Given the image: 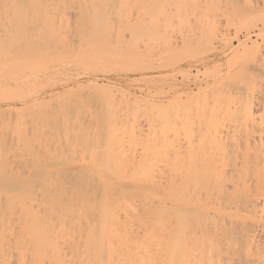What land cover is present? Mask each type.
Wrapping results in <instances>:
<instances>
[{
    "label": "bare ground",
    "instance_id": "bare-ground-1",
    "mask_svg": "<svg viewBox=\"0 0 264 264\" xmlns=\"http://www.w3.org/2000/svg\"><path fill=\"white\" fill-rule=\"evenodd\" d=\"M47 1L48 5L45 4ZM47 1L0 0V78L13 79L19 74L23 75V71L26 69L28 70L27 72L31 70L32 73L33 70H41L42 66L45 67V62L49 63L47 61H50V63H52L54 60L56 61V57L57 60H60V58L63 59L64 57L67 58V60L71 58L72 56H67L68 54L66 51L67 55L65 56V53L61 52V48L58 49L61 51H54L55 54H51L50 52L53 50L48 51L47 48L48 44L54 46L55 43L60 45L64 44L66 46L69 45L66 43L67 41L65 44L62 40V37L64 38L62 34L65 33L62 31V26L66 23L70 25V20H68L70 17H66V14L65 19H68L65 20L64 17L61 16L63 17V20H61L58 19L60 16L52 14L51 11L54 10L55 12V10L58 9L57 11L60 12V10L66 8L68 11H65L66 9L64 11L70 13L69 8L73 10L77 2L78 5L74 7L79 9H76L77 11L74 9L76 11L74 13L77 14V17L73 15L72 11L68 16L71 15L77 18L76 21L73 18V21H75L73 26L77 31L72 30V32L74 31V33L77 34L78 39H76L79 40V44H83H80V46H82L81 48L88 46L91 48L90 50L93 51L90 55V50L86 47L89 53L83 55L85 59L80 60L82 52L80 53L81 55L79 54L80 57H76V60L79 58V64L83 65V67L85 66L87 69H101L107 64V67H111L110 65L115 63L119 64V66L128 63V65L130 64L129 66L137 65L136 68L145 69L146 66L143 65V62L147 58L146 55H144L145 57L141 55L143 49L139 50L142 45L139 44V42H144L145 40L146 43L143 44L147 49L150 47L149 45L152 44L153 40L154 42L162 44L164 50L166 49L168 52L166 53L168 55H165L164 61L169 59L172 64L176 63V58L179 57L178 59H180L181 56L184 55L185 57L188 55L187 52H190V48H193L189 46L192 41L195 42L193 46L196 45L197 41L198 43L200 42L197 47L200 51L201 45L205 47L209 44V47L211 46L214 48V39L218 38L217 30H219V22L216 18H219L220 15L225 17L224 20H226V24L235 23L238 24L236 26L239 27H254L257 26L258 22L264 25V0H76V3H73L75 1L73 0L72 3L74 5H72L70 0H67L70 2L67 5L73 6L69 8L64 4L66 0L63 4H61L63 0L55 1L56 4L54 0H52L53 2L50 0ZM36 3L42 5V8H38H41V11L36 8L34 10L33 7ZM53 4L57 6L64 5L65 7L59 9V6L57 7ZM164 4H171L174 7V13L176 11L174 17L177 18L176 25L179 26L178 28H186L189 26L190 23L188 24L186 18L187 13H195L202 5L200 8L202 11L200 15L202 16L198 17L199 19L197 18L200 24V27L197 24L199 28L197 29L199 31H196V35L198 36L194 35L196 38L192 37V41L190 37L188 38L189 40L187 38L184 40L182 39L184 42L182 41L180 47L177 43L172 42L170 38L168 39V36L165 34L162 36L156 35V30L154 31V29L159 25L158 18L162 17L164 14L166 15L164 12L165 10L163 11L166 7H163ZM51 6L55 9L51 8ZM133 7L135 8V13L137 11L139 14L137 15L136 13L135 15L137 17L131 18L129 15H132L133 12L130 14H128V12H130L129 10ZM43 9H45L46 12L48 10L50 15H38L41 14ZM199 10L198 13L200 12ZM34 11H37L38 14ZM162 13L164 14L162 15ZM198 13L197 16H199ZM141 14H146L148 18L145 20ZM37 16H40V18ZM57 16L58 20L56 19ZM166 17L165 19L164 17L162 18V20L164 19L163 21L160 19L165 25L170 24V20ZM193 18L192 16V19ZM32 25L37 27L36 32H34L35 29ZM165 25L164 27H166ZM38 26L41 27L39 28ZM29 27H32L34 30ZM122 29L124 31L127 30L126 33H128V35L127 38H125L126 41L124 37L122 38V33L120 34L121 36L119 35ZM186 34L189 35L188 33ZM254 38L253 41L249 38L251 43L241 40L239 44H237L238 46L234 50L232 49V56L228 55L227 57L230 60H226L228 61V63H226L228 64L227 68L229 72L234 69H236V72L239 71L241 68L239 67L238 69V66H247L250 62L256 65L260 60L262 61L263 58L261 55L263 54H260L262 53L260 52L261 46H259V42H256ZM76 39H74V41H76ZM148 39L151 42L149 45V41L147 43ZM151 39L153 40L151 41ZM194 39L196 40L194 41ZM58 44L54 47H58ZM60 45L59 47H61ZM143 51L145 52V49ZM155 51H157V49ZM193 53L191 52L190 54L193 55ZM190 54L188 56H190ZM147 56L149 55L147 54ZM170 58L175 59L172 62L173 59L170 60ZM157 60L159 59L157 58ZM121 62L127 63L121 64ZM141 64L142 67L140 68L139 66H141ZM149 65L152 64L149 63ZM32 67L34 68L33 70L31 69ZM151 68H153V66L150 67V69ZM46 69L45 67L44 71ZM215 70L214 72H216ZM228 71L226 72V76L228 77L225 76V80L228 78L226 81L229 80L230 82V77L233 75H230ZM241 71L243 72V70ZM35 72L37 73V71ZM30 73H27L28 76L25 74L27 77L22 75L21 77H26L27 79L31 75L33 78L34 75ZM242 74L239 75L236 73L235 75H239L237 78L244 77L245 75L242 76ZM43 77L42 79L39 78L43 80ZM223 77L217 79L221 80ZM234 77L235 76H233V78ZM246 77L248 78V76ZM89 78L91 79V77ZM89 82V85H86L87 88L92 89L93 93H96V97L99 94V98L97 97V99L101 98V104L105 102L104 104L107 112L104 118L105 124H107L105 130L107 131H103V134L105 132L106 135L105 138L102 139L104 147L102 153L99 152L102 156L98 154L101 159L97 160L98 158L95 156L96 160H94V162H99L98 169H91L92 167L83 169L84 165L81 166V169L77 168V171L76 169L74 172L71 170L72 172L68 171L69 173L66 174H64L65 172L62 170L59 171L60 173H56L57 171L54 172L53 170V176L56 174L57 177V174L59 175L61 172L67 176L62 174L64 179L66 178L65 181L59 182L60 179H58L59 181L55 182L54 180L56 178L53 180V176L49 174L52 171L50 172L49 169L47 170L46 168L44 169V167H40L38 163L39 160L36 161L38 156L31 155L30 157H32L31 160L33 163L31 165L35 167L27 177L20 178L21 176H18L20 172L17 175V171L14 170L15 174H11V167L8 169L10 164L7 163L8 166H6L7 160H2V157H0V264H264V96H262L261 91L258 89L259 91L256 90L254 94V91H252V94H247L243 103L241 104L240 101V105L234 107V109L231 108L232 106L229 107L228 105H225V108L219 107V102L217 103L216 101L219 99L222 100V97L219 98L218 96L217 99H214L216 97L212 96L211 99L213 102L216 101L213 105H210L209 103L212 101L210 100L211 102L208 103L207 99L211 96L209 97L204 90L200 92L203 94L205 93L206 97L203 94L204 97L202 95L199 97V92L197 93L198 96L187 97L189 100H181L182 102L179 100V97L170 104L168 103L167 106H153L151 103L148 109L150 120L145 124L147 127L136 122L137 125H133V123L130 130L125 128V135H122L126 136V132L130 131V134L127 133L129 134V139L128 136H126L128 140L125 148L130 147L129 149L131 150V148L137 144V146H140V148H138L141 149L140 153L137 154L136 152H139V149L137 150L136 147L132 149L131 152H133V150L136 151L135 153L130 152L133 168L130 167L131 169H129L127 166L128 169H125V166L129 164L125 162L126 165L123 166L122 164L124 163H122L120 164L122 167L118 164L128 158L125 154H127L129 150L124 153L125 156L123 155L122 161L120 160L122 159V154L119 155L118 149L117 154L119 153V156L116 155L115 157V153L113 154V149L116 150V147H121L118 142L122 143V141H124L122 144L123 146L126 141L125 139L121 140V133H119V131L123 132L124 130L119 129L122 119L120 118L121 113L119 114L118 111L121 108L117 110L119 107H116L117 112H112V109L115 108L114 106H118L116 97L119 96H116V92L109 89V86L106 87V85H104L103 87L101 85L102 87H98L100 85H97V81V84L95 82L92 83L91 80ZM231 82L233 83L234 80L232 79ZM4 87H1L2 89L0 90L5 91L3 90ZM36 87L32 88L35 90ZM229 87L231 86L229 85ZM85 88L83 87V89ZM242 88H244V86ZM215 90L217 89L215 88ZM23 91L24 90H22V92ZM69 91L67 90L66 92L71 94V90ZM78 91L80 92V89ZM79 92L77 93L78 96ZM210 92L213 94L214 91L212 92V89H210L209 93ZM93 93L91 95H94ZM119 93H117V95ZM24 94L28 95L27 93ZM214 94L218 95L217 92ZM20 95L22 94L19 92L17 96ZM61 95H64V93H61ZM67 95V101H65L67 104L59 99L64 104H60L63 108H60L59 105L58 108L60 111H57V114L54 113L57 116L62 114L60 119L62 118L63 124H60H62L64 128H67L66 121L68 119L66 117H71L69 116L71 112L67 114L68 110L66 112L65 110L68 105V107H70V105L74 104L73 101H71L72 104H68L70 103V99L69 94H66V96ZM72 95L73 93L70 95L71 98L78 97L77 95L72 97ZM119 95L121 96V93ZM123 95L124 94H122L121 98L125 97L124 100L128 98ZM85 96L86 95H84V97ZM24 97L25 96H23V98ZM88 97L86 96V98ZM96 97L94 99H96ZM65 98L63 97L62 99ZM76 98L75 100L78 99ZM121 98H119V101H121ZM79 99L74 101L77 103ZM83 99L84 98L81 97V100ZM103 99L105 100L104 102H102ZM134 99L133 105L135 104V108L134 106L133 108L135 112L138 110L136 112L138 114V112H141L138 107L145 106L147 100L144 102L142 99ZM4 100H6V98ZM37 100L38 99H35V101L29 104L30 106L28 105V101H22L23 105H26V110L29 109L30 114H32V109L35 110L36 108V111L43 109L39 107L44 106V104H41L45 103L43 102L44 99ZM224 100L228 102L231 99H228L226 96ZM221 102L222 101H220V103ZM148 103L150 102L148 101ZM214 104L218 105L215 106ZM47 106L48 104L44 108L49 111L52 110V108H47ZM74 106L76 105L74 104L70 109ZM20 107L23 108L22 106ZM25 107L23 111L18 110L13 112V110L10 112L13 114L15 113L14 116H17V121H15L18 127H16L15 130L17 132L16 134H18L20 138L22 137L21 139L18 138L19 140H24V136H21V133L24 132L23 130L21 131V123H23L24 116L22 115V117L21 114H24V111L26 112ZM121 107L124 108V106ZM206 107H208V109ZM215 107L219 109L217 110ZM76 108L77 107L72 109V113H74ZM93 108H95V106ZM123 110L127 111L126 109ZM130 110L132 112L133 109L131 108ZM37 112L33 114L35 121L33 117H30V119L36 122V124L40 123L42 125L43 123H41L40 120L43 119L42 121H44V119H46L45 114H51L52 111H50V113H45L46 111L44 110V112H42L44 115L40 111ZM52 114L51 116H53ZM115 114H119L120 117H116L117 115ZM65 115L68 116L65 117ZM1 116L2 115H0V117ZM9 116L13 117L11 114H8V117ZM130 116L129 118H132ZM8 117L6 119L9 121ZM20 117L22 121L19 120ZM6 119H4V121H6ZM13 119L14 117L12 120ZM52 120L51 117V121ZM72 121H74V119H72ZM129 123L131 122L129 121ZM3 124L6 125L9 123ZM88 124L91 126L89 122ZM124 124L125 123H123V126H125ZM34 125L35 123L32 126ZM24 126L25 125H22V127ZM6 127H3L4 131H6ZM12 127L13 125L9 127V129ZM43 127L45 128V125H43ZM43 127H40V132H42L41 129H43ZM92 127L95 128L94 126ZM50 130L52 131L51 128ZM13 131L14 130H11L10 132L14 134L15 132L13 133ZM35 131H38V129ZM75 132L76 130L72 133ZM0 133L4 134L2 135L4 138L5 133H2V131ZM66 135L68 136V134ZM102 136L104 137V135ZM26 137L27 136H25V138ZM36 137H38V135ZM45 138L47 139V137H43V139ZM74 138H76V136ZM82 138L84 139L83 135ZM9 139L13 138L9 137ZM57 140H59V138ZM12 141L13 140H11V142ZM25 141L27 142V139H25ZM65 141L67 142L68 140ZM96 141H98V139ZM128 141L130 145H134L129 146L127 144ZM4 142H2V144H4ZM34 142H36L35 139ZM9 143L10 142H8V144ZM63 143L64 142H62V144ZM10 144L14 143L12 142ZM34 144H32V146H34ZM27 146H29V148L32 147L30 143ZM77 146L75 148H77ZM97 146L98 145H96V148ZM19 147H21L20 144L17 148ZM38 147L39 145L35 148L38 149ZM7 148V151L4 152L10 150V148ZM2 149H4L3 146ZM20 149L22 150V148L13 150ZM58 149H60V146ZM20 151H17L19 152V156L17 157L22 160L23 157L20 154L22 151ZM13 152L14 151L10 153L17 154L16 151ZM53 155L55 156V154ZM20 156L22 158H20ZM52 156H50V159ZM56 156L54 159L58 160L59 158ZM64 156L65 155H63V157ZM10 158L11 157H9V160ZM27 162L28 161H26V163ZM54 162L55 160L53 163L50 162L46 164L54 165ZM23 167L25 168L26 166ZM8 170L9 174L7 173ZM62 176L59 175V178H62Z\"/></svg>",
    "mask_w": 264,
    "mask_h": 264
},
{
    "label": "rangeland",
    "instance_id": "rangeland-1",
    "mask_svg": "<svg viewBox=\"0 0 264 264\" xmlns=\"http://www.w3.org/2000/svg\"><path fill=\"white\" fill-rule=\"evenodd\" d=\"M47 1V0H46ZM50 1H52V0H50ZM55 1H57V0H54V3H55ZM64 1L65 0H63V2L61 3V4H63L64 3ZM69 1V0H68ZM67 0L65 1V6H68L67 8H69V7H73V6H71V5H67L68 3H72L73 2V0H70V2H68ZM147 1V0H146ZM198 1V0H197ZM36 2H38V1H36ZM42 2V1H41ZM40 2V3H41ZM44 2V1H43ZM53 2V1H52ZM77 1L75 0L73 3H76ZM48 3V1L47 2H45V4H47ZM59 3V2H58ZM72 3V5H74ZM42 4V3H41ZM38 5V3H36L35 5H34V10H35V8L36 9H38L39 7H41L42 5ZM44 4V5H45ZM49 4H51V3H49ZM56 4V3H55ZM55 4H53V5H55ZM48 5V4H47ZM76 6L78 5V2L75 4ZM75 5H74V7H75ZM38 6V7H37ZM46 6V5H45ZM50 6V5H49ZM55 6H57V5H55ZM59 6V9L60 8H64L65 6L64 5H62V6H60V5H58ZM57 6V7H58ZM166 6V7H165ZM73 7V10L71 9V8H69V10H70V13H68V12H65V11H68L66 8V10L65 9H63V10H60V12L59 11H57L58 9H56L55 10V12H54V10L53 9H55V8H53L52 6H51V8H53L52 10L53 11H51V13L52 14H56V15H58V16H60V18H58V16L56 17V19L58 18V19H61V20H63V17H64V19H65V15H66V17H70L69 19L68 18H66L65 20H70V22L69 21H67V22H69L70 23V25H68L67 23L65 24V25H63L62 26V31H64L65 33H63L62 35L64 36V38L62 37V40L64 41V43L66 42V43H68L67 45L68 46H66V45H60V44H58V47L56 48V47H54L55 45H57L56 43L54 44V46L53 45H51V44H48V51H52V52H50L51 54L52 53H54V51H56V50H58V49H60L61 48V50H58V51H61V52H63V53H65L64 55L66 56L67 54V56L68 57H70V56H72L71 58H69L68 60H67V58H63V59H61L60 58V60H57V57L55 58L56 59V61L54 60L52 63H50V61H47V62H49V63H46L45 62V67L47 68L45 71H44V69H45V67H41V70L40 69H37V70H35V71H37V73L33 70L34 68L32 67L31 69L33 70V73H32V71H31V73H32V75H34L33 76V78L31 77V73H30V71L29 72H27L28 70L26 69V70H24L23 71V75L22 76H26L27 75V73H30L29 75V78H27L26 79V77L28 76H26V77H21V75L19 76V75H17V76H15L16 77V79H15V77L13 78V79H9V78H3V77H1L0 78V86L1 87H4V86H6V87H4L3 88V90H5V91H2V90H0V115H2L1 117H0V122L2 123L3 121H4V119H6L7 117H8V114L10 115H13V117H14V119L12 120V116H9L8 117V119H9V121L6 119V121H4L3 123H9V124H6V125H4L3 123L1 124V126H0V132L2 131V133H5V139L2 137V135H4V134H1L0 133V146H1V149H0V157H2L1 159L2 160H4L5 159V161L7 160V162H6V166H8V164H10L9 166H8V169L11 167V169H10V172H11V174H15V171H17V175H18V173H19V177L20 178H25V177H27L29 174H30V172H31V170H33V168L35 167V166H33V165H31V164H33L32 163V157H30L31 155L33 156H38L37 158V160L36 161H38L39 160V166L40 167H44V169L46 168L47 170L49 169L50 170V172L51 173H49L51 176H53L54 175V172L55 171H57L56 173H60L59 171L60 170H62V171H64L65 173L64 174H66V173H69L68 171H73L74 172V170L76 169V171H77V168H79V169H81L82 167L81 166H84L83 167V169L84 168H86V169H89L90 167H92L91 169H98L99 168V165H98V163L99 162H94V160H96V157L95 156H97V160H99V159H101L100 157H99V155L98 154H100V153H102V149H103V147H104V142H102V139H104L105 138V135H106V131L107 130H105L107 127H106V125L107 124H105V121H104V118L106 117V106H105V100L103 99L102 100V102H104V103H102V104H104V105H102L101 104V98L100 99H97V97L99 96V94L97 95V97H96V93L94 92L93 93V91H92V89H88L87 88V86L86 85H89L88 83H90L89 81L91 80L92 81V83H96V81H97V85H100V86H98V87H104V85H106V87L107 86H109L108 88L109 89H111V90H113V92H116V96H119V97H116L117 98V100L118 101H116V103H117V105L118 106H114L113 108L114 109H112V112L114 113H116L117 112V110H119L120 108L122 109H120L119 111H118V113L120 114L121 113V117H120V115L119 114H115V115H117L116 117H120L122 120L120 121V125H121V127L119 128L120 130L121 129H124L123 130V132L126 130L125 128H127V130H130L131 129V126H132V124L133 125H135L136 124V122L138 123V124H140V125H143L144 127H147V126H145V124L147 123V121H149L150 120V116H149V111H148V109H149V106H151L150 104L152 103V105L153 106H158V105H161V106H163V105H168V103L170 104L171 102H173V100H176V99H178L179 97V100L181 101H183V100H187L188 98H190L191 96H198L199 95V97L203 94L202 92H200L201 90H204V92H206V94H208L209 95V99H207L208 100V103L209 102H211V103H209L210 105L212 104L213 105V103H215V101L213 102V100L211 99L212 98V96H214V97H216V98H214V99H217V96L219 97V98H221L222 97V100H220L219 98V100L218 101H216L217 103L219 102V107H222V108H225V105L227 106H229V107H231V108H233L234 109V107H236V106H238V105H240V101H241V104L243 103V101H244V98H245V96L247 95V94H252V91H254L253 92V94L256 92V90H260L261 91V94H262V96H264V25H262L260 22H258L257 23V26H248V27H244V26H242V27H239V26H236V25H238V24H233V23H230V24H226V20H224L225 19V17L223 16V15H220L219 16V18L217 17L216 19L218 20V25H219V30H217V32H218V38H216V39H214V43L213 44H215L214 45V48L213 47H209L208 45L207 46H205L204 47V45L202 46L201 45V51H200V49H198L197 47H198V44H200V42L198 43V41H197V43H196V45L195 46H193V44H195V42H193L192 40H193V38L192 37H195L194 35H196L197 34V32L199 31L198 29V26L200 25L199 23H198V17H201L202 15H200V13L202 12L201 11V7H202V5H201V7L198 9L200 12L198 13V10L195 12V13H187V16H186V18H187V22H188V24H189V26H187L186 28H178L179 26L178 25H176L177 23H176V20H177V18L176 17H174L175 15L174 14H176V11H175V13H174V7L171 5V4H164L163 5V7H165L164 9H163V11L166 13V15L164 14V13H162V15H160V16H162V17H159L158 18V23H159V25L158 26H156L155 28L156 29H154V31L156 30V32H155V34L156 35H158V36H162V35H166V36H168V39L170 38L171 39V41L172 42H174V43H177L180 47H181V45H182V41L184 40V39H188L189 37H190V40L192 41L190 44L191 45H189V46H192L193 48V50L190 48V52H187V54L189 55L191 52L193 53H196V54H194L193 53V55L192 54H190V56H188L187 54V56H185L184 57V55L183 56H181L180 57V59H178V58H176V60H175V62L176 63H174V64H172L170 61H169V59L168 60H166V61H164V58L168 55V54H166V53H168L167 51H166V49L164 50V47H163V45L162 44H159V43H157V42H154V40L153 39H151V41H152V44H151V42H150V40L148 39L147 40V43H148V41H149V43H148V45L149 44H151V45H149L150 47H148V49L147 48H145L144 47V44L143 43H146V40L144 41V42H139V44H142L141 45V47H140V49L139 50H144L145 49V52L142 50L141 51V55H143V57H145L144 55H146V62L144 61L143 62V65H145L146 66V68L144 69V68H141L142 67V64H141V66H139L141 69H139L138 67L136 68V66L137 65H135V66H129L128 65V63L126 64V63H124V62H121V64H126V65H121V66H119V64H117V63H115V64H111L110 65V63H109V65L111 66V67H107V65L105 66V67H103V68H86L85 66L83 67V65H81V64H79L80 62H78V60H79V58H78V60H76V57L77 56H79L80 57V55L83 57V55H86V54H88L89 52L86 50V47H88V46H84L85 47V49H84V47L83 48H81L82 46H80V44H79V40H77L78 39V36H77V34H75L74 33V31L76 30L75 28H74V26H73V24H74V22L76 21V19L77 18H75V16L77 17V14L76 13H74V12H76L77 10H79V9H77V8H74ZM42 8V7H41ZM40 8V9H41ZM43 8H44V6H43ZM46 8H47V6H46ZM49 8V7H48ZM79 8V7H78ZM40 9H38V10H40ZM76 11H75V10ZM133 9V10H132ZM169 11H168V10ZM203 9V8H202ZM65 10V11H64ZM171 10V11H170ZM173 10V11H172ZM41 11V10H40ZM62 11V12H61ZM71 11L73 12V15H75L74 17H72L71 15H69L68 16V14H71ZM130 12H128V14H130V13H132V15H129L131 18L133 17H137L135 14L137 13V15L139 14L137 11H136V13H135V8L133 7V8H131V10H129ZM34 12H36L37 13V11H34ZM170 12V13H169ZM40 13V12H39ZM197 13H198V15L199 16H197ZM38 14V13H37ZM50 15V13H48V10H47V12L45 11V9H43V11L41 12V14H38V15ZM169 14V15H168ZM202 14V13H201ZM135 15V16H134ZM144 18H145V20L148 18V16L146 15V14H141ZM194 15H196V16H194ZM61 16H63V17H61ZM167 16V17H166ZM169 16V17H168ZM172 16V17H171ZM192 16L195 18H193L192 19ZM38 18H40V16H37ZM164 17V19H165V17L166 18H168L169 20H170V24H167V25H165L164 24V22L162 23L161 22V20H162V18ZM172 19H171V18ZM42 18V17H41ZM75 19V21H73L74 19ZM198 18V19H197ZM57 19V20H58ZM161 19V20H160ZM163 19V20H164ZM40 20V19H39ZM64 20V21H65ZM162 20V21H163ZM222 20V21H221ZM175 21V22H174ZM71 22H73V23H71ZM260 23V24H259ZM197 24H198V26H197ZM164 25L166 26V27H164ZM194 25V26H193ZM228 25V26H227ZM190 26H192V27H190ZM226 26V27H225ZM263 26V27H262ZM32 27L35 29V31L34 32H36V29H37V27L35 26H33L32 25ZM32 27H29L30 29L32 28ZM39 28L41 27V26H38ZM158 27V28H157ZM173 27V28H172ZM175 27V28H174ZM200 27V26H199ZM224 27V28H223ZM32 28V30H34ZM169 29V30H167V29ZM191 28V29H190ZM198 28V29H197ZM223 28V29H222ZM239 28V29H238ZM177 29V30H176ZM184 29V30H183ZM72 30H74L73 32H72ZM195 30V31H194ZM224 30V31H223ZM246 30V31H245ZM77 31V30H76ZM123 29L120 31V33H119V35L121 34L122 35V38L124 37V40L126 41V39L125 38H127V35H128V33H126V31L127 30H125L124 31V33H123ZM170 31V32H169ZM197 31V32H196ZM223 31V32H222ZM193 34H192V33ZM258 32H259V34H258ZM77 33V32H76ZM186 33H188L189 35H187ZM72 34V35H71ZM169 34V35H168ZM255 34V35H254ZM261 34V35H260ZM61 35V36H62ZM120 35V36H121ZM185 36V37H182V36ZM192 35V36H191ZM221 35V36H220ZM245 35V36H244ZM259 35V36H258ZM60 36V37H61ZM77 36V37H76ZM170 36V37H169ZM196 36H198V35H196ZM225 36V37H224ZM247 36H248V38H247ZM157 37V36H156ZM172 37V38H171ZM219 37H221V38H219ZM255 37V38H254ZM77 38V39H76ZM192 38V39H191ZM196 38V37H195ZM245 38V39H244ZM252 39V41H253V38H254V40L256 41V42H259V46H261L260 48H261V50H260V48H259V50H260V52H262V53H260V54H263V55H261V57L263 58L262 59V61L260 60V62H258L256 65L255 64H252V62H250V63H248V65L247 66H245V65H243L242 67L241 66H238V69H239V67L241 68L239 71H241V70H243V72L242 73H244V74H242L241 72H239V71H235L236 69H234V70H232L231 72H229L228 71V68H227V66H228V61H226V60H230L229 58H227L228 57V55L229 56H232L231 55V52L238 46L237 44H239V41H246V42H248V43H251L250 41V39ZM261 38V39H260ZM61 39V38H60ZM65 39V40H64ZM74 39H76V41H74ZM158 39V38H157ZM183 39V40H182ZM224 39H226V40H224ZM247 39V40H246ZM249 39V40H248ZM263 39V40H262ZM156 40V39H155ZM180 40H181V42H180ZM189 40V39H188ZM196 39H194V41H195ZM217 40V41H216ZM62 41V42H63ZM156 41H158V40H156ZM221 41V42H220ZM260 41H261V43H260ZM154 42V43H153ZM184 42V41H183ZM65 43V44H66ZM155 43H156V45H155ZM180 43V44H179ZM225 43V44H224ZM79 44V45H78ZM154 44V45H153ZM219 44V45H218ZM46 45V44H45ZM51 47H50V46ZM59 45L61 46V47H59ZM75 46V48H74V46ZM81 45H83V44H81ZM177 45V46H178ZM212 45V44H211ZM53 46V47H52ZM66 48H65V47ZM77 46V47H76ZM80 46V47H79ZM152 46H153V48H152ZM178 46V47H179ZM213 46V45H212ZM71 49H70V48ZM144 47V48H143ZM200 47V46H199ZM217 47V48H216ZM233 47V48H232ZM64 48H65V50H64ZM70 50H69V49ZM155 48V49H154ZM197 49V50H195V49ZM204 48H205V50H204ZM80 49H82V50H80ZM88 50H90L91 48H87ZM157 49V51H155ZM211 49V50H210ZM230 49V50H229ZM233 49V50H232ZM64 50V51H63ZM80 50V51H79ZM86 52H85V51ZM148 50V51H147ZM150 50V51H149ZM153 50H154V52H153ZM203 50H204V52H203ZM228 50V51H227ZM57 51V52H58ZM67 52V54H66V52ZM76 51V52H75ZM152 51V52H151ZM197 51V52H196ZM208 51V52H207ZM60 52V53H61ZM82 52V53H81ZM91 52H93V51H91L90 50V55H91ZM145 53V54H143V53ZM157 52V53H156ZM201 54H200V53ZM63 53H62V55H63ZM81 53V54H80ZM156 53V54H155ZM55 54V53H54ZM53 54V55H54ZM57 54V53H56ZM80 54V55H79ZM93 54V53H92ZM147 54L149 55V56H147ZM200 54V55H199ZM140 55V57L142 58V56ZM166 55V56H165ZM192 55V56H191ZM195 55V56H194ZM57 56V55H56ZM58 56H59V54H58ZM61 56V55H60ZM54 57V56H53ZM53 57H52V60H53ZM80 58V60L81 59H85V57H83V58ZM260 57V58H261ZM75 58V59H74ZM86 58H88V57H86ZM148 58H149V60H148ZM157 58L159 59V60H157ZM160 58H162V59H160ZM184 60H183V59ZM231 58V57H230ZM143 59V58H142ZM173 59V60H172ZM174 59L175 58H170V60H172V62L174 61ZM182 59V60H181ZM74 60V61H73ZM212 60V61H211ZM64 61V62H63ZM67 61H68V63H67ZM73 61V62H72ZM77 61V62H76ZM158 63H157V62ZM171 63L170 65H168L169 63ZM72 62V63H71ZM227 62V63H226ZM59 63V64H58ZM61 63V64H60ZM149 63L150 64H152V65H149ZM154 64V65H153ZM227 64V65H226ZM49 65V66H48ZM115 65V66H114ZM129 67H128V66ZM132 65V64H131ZM166 65H168V66H166ZM221 65V66H220ZM251 65H252V68H251ZM254 65V66H253ZM119 66V67H118ZM124 66V67H123ZM126 66V67H125ZM148 66V67H147ZM153 66V68H151L150 69V67H152ZM219 66V67H218ZM245 66V67H244ZM262 67V68H260V67ZM56 67V68H55ZM123 67V68H122ZM131 67V68H130ZM155 67V68H154ZM165 67V68H164ZM218 68V69H216V68ZM247 67H248V69H247ZM54 68V69H53ZM84 68V69H83ZM87 70H86V69ZM107 68V69H106ZM115 68V69H114ZM120 68V69H119ZM122 68V69H121ZM126 70H125V69ZM237 68V67H236ZM243 68V69H242ZM42 69H43V71H42ZM83 69V70H82ZM94 69V70H93ZM100 69V70H99ZM103 69V70H102ZM128 69V70H127ZM216 69V70H215ZM237 69V70H238ZM246 69H247V72H246ZM251 69V70H250ZM90 70H92V71H90ZM214 70L216 71V72H214ZM218 70V71H217ZM248 70H249V72H248ZM252 70H253V73H254V75H253V73H252ZM27 73H26V72ZM42 71V72H41ZM68 71V72H67ZM87 71V72H86ZM131 71V72H130ZM210 71V72H209ZM228 71V73L230 74V75H233V76H235L234 78H233V76H229L230 77V80L232 81V79L234 80V84L230 81L229 82V80L228 81H226L228 78H226V80H225V76H226V72ZM233 71H235V72H233ZM255 71V72H254ZM38 72H39V75H38ZM44 72H46V73H44ZM61 72V73H60ZM64 72H65V74H64ZM187 72V73H186ZM203 72V73H202ZM212 72V73H211ZM233 72V73H232ZM36 73V74H35ZM42 73H44L43 75H44V77H43V75H41ZM67 73V74H66ZM181 73H183V74H181ZM219 73V74H218ZM236 73H238L239 75H241L242 74V76H244V77H239V78H237L238 76L237 75H235ZM241 73V74H240ZM26 74V75H25ZM48 74V75H47ZM248 74V75H247ZM252 76H251V75ZM36 75V76H35ZM221 75V76H220ZM44 78L43 80H41L42 79V77ZM54 76V77H53ZM224 76V77H223ZM246 76H248V78L246 77ZM41 79H40V78ZM89 77H91V79L89 78ZM219 77H223L221 80L220 79H217V78H219ZM226 77H228V76H226ZM253 77H255V78H253ZM34 78H36V79H34ZM93 78V79H92ZM237 78V79H236ZM241 78V79H240ZM257 78V79H256ZM31 79H34V80H31ZM38 79V80H37ZM88 79H90V80H88ZM214 79H216V80H214ZM2 80V81H1ZM37 80V81H36ZM41 80V81H40ZM58 80V81H57ZM65 80H68V81H65ZM218 80V81H217ZM220 80V81H219ZM225 80V81H224ZM261 80V81H260ZM24 81H26V82H24ZM32 81V82H31ZM34 81V82H33ZM46 81H48V82H46ZM63 81H65V82H63ZM237 81H240V82H237ZM102 82V83H101ZM210 82V83H209ZM216 82V83H215ZM41 84V85H38V84ZM52 83V84H51ZM79 85H78V84ZM215 85H214V84ZM231 83V84H230ZM240 85H239V84ZM243 83V84H242ZM248 83H250V84H248ZM82 84V85H81ZM210 84V85H209ZM219 84H220V86H219ZM24 85V86H23ZM37 87H39V88H37ZM71 85V86H70ZM81 85V86H80ZM102 85V86H101ZM112 85V86H111ZM229 85L231 86V87H229ZM233 85V86H232ZM238 85V86H237ZM242 85V86H241ZM252 85V86H251ZM261 85H263V86H261ZM29 86V87H28ZM70 86V87H69ZM208 86V87H207ZM219 88H218V87ZM235 86H237V87H235ZM244 86V88H242ZM0 87V89H2ZM33 87V88H35L36 87V89L34 90L33 88V91H32V89L31 88ZM83 87L85 88V89H83ZM222 87V88H221ZM235 87V88H234ZM246 87V88H245ZM255 87H256V89H255ZM6 88V89H5ZM18 88H19V91H18ZM82 88V89H81ZM215 88L217 89V90H215ZM237 88V89H236ZM241 88V89H240ZM250 88V89H249ZM253 88V89H252ZM11 89H13V90H11ZM24 90L23 92H22V90ZM25 89H26V91H25ZM80 89V92L78 91ZM207 89V90H206ZM210 89H212V92H213V94H211V92L209 93V91H210ZM245 89V90H244ZM262 89V90H261ZM69 91V90H71V92L73 93V95H72V97L74 96V95H77V93L79 92V96L77 97L78 99H79V101L76 103L75 101H77V100H75V98H71V94L70 93H68V92H66V91ZM75 90H77V91H75ZM85 90V91H84ZM117 90V91H116ZM220 90V91H219ZM239 90H241V91H239ZM258 90V91H259ZM28 91V92H27ZM29 91H31V92H29ZM85 92V94H84V92ZM165 91V92H164ZM208 91V92H207ZM2 92V93H1ZM19 92H20V94H22L23 96H25L24 98H23V96L22 95H20V96H17V95H19ZM60 92V93H59ZM66 92V93H65ZM70 92V91H69ZM94 94V95H91L92 93ZM121 93V96H122V94H124L123 96H127L128 98H126L125 100H124V98L122 99L121 98V96L119 95L120 93ZM201 94H200V93ZM217 92V94L218 95H216V94H214V93H216ZM24 93H27L28 95H25ZM61 93L63 94L64 93V95L66 96V94H69V102L70 103H68V104H72V102L71 101H73L74 102V104L76 105V106H74V107H72L71 109H70V107L71 106H73V105H70V107H68L67 106V108H66V110H65V112L68 110V112H67V114H69L70 112H71V115L69 114V116H71V117H66V116H68V115H65V117L68 119L66 122H67V128H64V127H62L63 125V120H61L60 119V117H61V115L60 116H57V115H55L54 113H56L57 111H60V109L58 108L59 107V105L63 102V103H65V104H67L65 101H67V97H68V95L66 96V98H65V96L64 95H61ZM76 93V94H75ZM82 93V94H81ZM86 93H88V94H86ZM117 93H119L118 95H117ZM164 93V94H163ZM197 93H199L198 95H197ZM220 93H221V95H220ZM34 94V95H33ZM153 94V95H152ZM211 94V95H210ZM10 95H12V96H10ZM61 95V96H60ZM84 95H86L87 97H88V95H89V99L88 98H86V96L84 97ZM90 95H91V97H90ZM203 95H205V93L203 94ZM202 95V96H203ZM208 95H207V97H208ZM229 95V96H228ZM7 96H8V100H7ZM45 96V97H44ZM59 96V97H58ZM66 99H62L63 97ZM93 96V97H92ZM226 96L228 97V99H231V100H229L228 102H226L225 100H224V98H226ZM231 96H233V97H231ZM242 96V97H241ZM2 97V98H1ZM6 98V100H4L5 98ZM18 97V98H17ZM41 97H43V98H41ZM81 97H83L84 99L83 100H81ZM96 97V99H94ZM101 97V96H100ZM138 98V99H142V101H146L147 100V103H148V101L150 102V103H146V105L145 106H143V107H138V108H140V110L139 111H141L140 113L138 112V114L135 112V104L133 105V102H134V98ZM188 97V98H187ZM204 97V96H203ZM205 97H206V95H205ZM13 98V99H12ZM15 98V99H14ZM56 98H57V100H58V102H57V100H56ZM99 98V97H98ZM119 98H121L120 100L122 101H119ZM11 99V100H10ZM31 99V100H30ZM34 99V100H33ZM35 99H40V100H42V99H44L43 100V102H45L46 103V105L48 104V106L50 105V106H52V107H48L47 106V108H52V110H50V111H52L53 112V114H52V112H51V114L53 115V116H51V114H45V116H46V119H44V121H45V123H44V121H42V120H40L41 121V123H43L42 125L40 124V123H38V124H36V122H34L35 121V118H34V116H33V114H34V112H37L36 111V108H35V110L34 109H32V114H30L29 113V109H27L26 110V105L24 106L23 105V103H22V101H28V105L29 104H31L33 101H35ZM50 99V100H49ZM62 100V102L60 101V100ZM128 99V100H127ZM130 99V100H129ZM132 99V100H131ZM172 99V100H171ZM201 99H203V98H201ZM30 100V101H29ZM37 100V101H38ZM75 100V101H74ZM93 100V101H92ZM189 100V99H188ZM206 100V101H207ZM211 100V101H210ZM225 102H224V101ZM239 100V101H238ZM48 101H49V103H48ZM59 101H60V103H59ZM84 101H85V103H84ZM90 101V102H89ZM92 101V102H91ZM130 101V102H129ZM181 101V102H182ZM220 101H222L221 103H220ZM234 101V102H233ZM41 102V101H40ZM52 102V103H51ZM82 102V103H81ZM130 104H128V103ZM141 102V101H140ZM185 102V101H184ZM45 103H41V104H44V106H41V107H39L40 109L41 108H43L42 110H39L41 113L42 112H44V110L46 111L45 113H50V111L49 110H47L46 108H44L46 105H45ZM59 103V104H58ZM62 103V105H64ZM124 104V105H122V104ZM235 103V104H234ZM90 104V105H89ZM132 104V105H131ZM156 104V105H155ZM62 105H60V108H63L62 107ZM84 107H83V106ZM215 105V104H214ZM218 104H216L215 106H217ZM20 106H22L23 108H21ZM30 106V105H29ZM95 106V108H93ZM121 106H124V108L123 107H121ZM128 106V107H127ZM133 106H134V108H133ZM206 106V105H205ZM207 106H208V104H207ZM24 107H25V110H26V112L24 111V114H26V115H24V114H21V116L23 115L24 116V118H23V121H22V119H21V117H20V119L19 120H21L23 123H21V131L23 130L24 132V134L23 133H21V136H24V140H19L18 138H20V136L18 135V134H16L17 132H16V127H18L17 125H16V119H17V116H14L15 115V113L13 114V113H10L11 111H13V112H15V111H18V110H24ZM37 107V108H38ZM55 107V108H54ZM75 107H77L76 109H75V111H74V113H72L73 111H72V109L73 108H75ZM78 107H79V109H78ZM101 107H103V108H101ZM118 109H117V108ZM127 107V108H126ZM58 108V109H57ZM83 108V109H82ZM133 109L134 110V113H133V110H132V112H131V110L130 109ZM137 108V109H138ZM207 109H208V107H206ZM216 108V107H215ZM11 109V110H10ZM30 109H31V107H30ZM57 109V110H56ZM84 109H85V111H84ZM117 109V110H116ZM123 109H126L127 111H125V110H123ZM146 109V110H145ZM217 109V108H216ZM219 109V108H218ZM217 109V110H218ZM221 109V108H220ZM8 110H9V112H8ZM55 110V111H54ZM79 111V113H78V111ZM94 112H93V111ZM114 110H116V111H114ZM21 111V112H22ZM38 111V112H39ZM47 111H49V112H47ZM85 113H83V112ZM97 111V112H96ZM6 112V113H5ZM8 112V113H7ZM37 112V113H38ZM82 112V113H81ZM88 112V113H87ZM129 112H131V113H129ZM40 113V114H41ZM58 113V112H57ZM56 113V114H57ZM64 113V112H63ZM112 113V114H113ZM126 114V116H125V114ZM143 113V114H142ZM4 114V115H3ZM6 114V115H5ZM43 115H44V113H42ZM59 114H60V112H59ZM58 114V115H59ZM65 114V113H64ZM79 114V115H78ZM83 114V115H82ZM131 116H130V115ZM137 114V115H136ZM142 114V115H141ZM39 115V114H38ZM73 115V116H72ZM97 115V116H96ZM119 115V116H118ZM124 115V116H123ZM136 116V119H138V120H136L135 119V116ZM22 116V117H23ZM40 116V115H39ZM56 116V117H55ZM64 116V115H63ZM78 116V117H77ZM80 116V117H79ZM129 116L130 117H132V118H129ZM147 116H148V118H147ZM2 117H3V120H2ZM5 117V118H4ZM11 117V118H10ZM30 117H33V120L34 121H31V119H30ZM38 117V116H37ZM42 117V116H41ZM49 117V118H48ZM51 117H52V119L54 120H52L51 121ZM54 117H55V119H57V120H55L54 119ZM88 117V118H87ZM122 117H124V118H122ZM134 117V118H133ZM236 117V116H235ZM42 118H44V117H42ZM48 118V119H47ZM71 118V119H70ZM76 118V119H75ZM98 120H97V119ZM103 118V119H102ZM26 119V120H25ZM58 119H59V121H58ZM72 119H74V121H72ZM78 119V120H77ZM133 119V120H132ZM16 120V121H15ZM77 120V121H76ZM84 120V121H83ZM103 120V121H102ZM118 120H120V119H118ZM126 120V121H125ZM8 121V122H7ZM14 121V122H13ZM79 121V122H78ZM124 121V122H123ZM129 121L131 122V123H129ZM135 121V122H134ZM139 121V122H138ZM11 122H12V124H11ZM35 123V125L37 126H32L33 124ZM82 122V123H81ZM85 122V123H84ZM88 122L90 123V125L91 126H89V124H88ZM92 122V123H91ZM97 122V123H96ZM100 122V123H99ZM103 124H102V123ZM125 123L124 125L125 126H123V123ZM60 123H62V124H60ZM75 123H77V124H75ZM53 124V125H52ZM82 124V125H81ZM83 124H84V126H83ZM96 124V125H95ZM129 124V125H128ZM131 124V125H130ZM2 125H4V126H2ZM13 125V129L12 128H10L9 129V127H11ZM22 125H25L24 127H22ZM41 125V126H40ZM43 125H45V128L43 127ZM51 125H52V127H51ZM104 125V126H103ZM119 125V124H118ZM117 125V126H118ZM137 125V124H136ZM7 126V127H6ZM9 126V127H8ZM92 126H94L95 128H93ZM124 128H123V127ZM3 127H6V128H8V129H6L5 128V130L6 131H4V128ZM35 129H34V128ZM40 127L42 128L43 127V129H41V131L42 132H40ZM46 127H48V128H46ZM62 127V128H61ZM102 127V128H101ZM105 127V128H104ZM24 128H25V130H24ZM50 128L52 129V131L50 130ZM64 128V129H63ZM1 129H3V130H1ZM27 129V130H26ZM36 129H38V131H35ZM66 132H64L63 130ZM66 129V130H65ZM70 129H73V130H70ZM11 130H14L13 131V133L15 134H12L10 131ZM74 130H76V134L75 133H72ZM92 130V131H91ZM94 130V131H93ZM4 131V132H3ZM27 131V132H26ZM51 131V132H50ZM101 131V132H100ZM103 131H105L104 132V134H103ZM29 132V133H28ZM31 132V133H30ZM38 132V133H37ZM47 135H45L44 133ZM47 132V133H46ZM50 132V133H49ZM63 132V133H62ZM67 132H69V133H67ZM80 132V133H79ZM122 131L120 132L119 131V133H121V137H122V139L121 140H123V139H125L126 141H125V145H123L122 146V144L124 143V141H122V143L120 142H118V144H120L121 145V147L119 146V147H116L115 145V147H116V150L118 149L119 150V155H121L122 156V159H120L121 161L123 160V155H124V153H126V152H128V150H129V152L127 153V154H125L128 158H126L125 159V157H124V159L125 160H127V161H123V162H121V163H119L120 162V160L118 159V154H117V152H118V150L116 151L115 149H113V154H114V156L116 157V155H118L117 156V159H118V161L116 160V159H114V160H116L117 161V163H119L118 165L120 166V167H122L120 164H122V163H124V164H122L123 166H125L126 164H125V162L127 163V164H129V165H126L125 166V169H131V168H133V166H132V164L133 163H131V154H130V152L132 151V149L133 148H137V150L140 148V146H137V144H135V146H133L132 148H131V150L128 148H125L126 147V142H127V140L129 139V134H130V131H127L126 132V136H128V139H127V137L126 136H122L123 134L125 135V132L123 133ZM8 133H10V134H8ZM36 133V134H35ZM64 133H65V135H64ZM118 133V134H119ZM127 133H129V134H127ZM66 134H68V136L66 135ZM81 134V135H80ZM7 135V136H6ZM12 135H14V136H12ZM34 135V136H33ZM38 135V137H36V136ZM44 135V136H43ZM49 135V136H48ZM71 135H72V137H71ZM82 135H83V137H84V139L82 138ZM102 135H104V137L102 136ZM25 136H27L26 138H25ZM65 136V137H64ZM76 136V138H74ZM78 136H79V138H78ZM101 136V137H100ZM9 137L11 138H13V139H9ZM29 137V138H28ZM43 137H47V139L45 140V139H43ZM97 137V138H96ZM100 137V138H99ZM121 137H119V138H121ZM180 137H182V136H180ZM22 138V137H21ZM20 138V139H21ZM38 138V139H37ZM59 138V140H57ZM61 138V139H60ZM65 138H67V139H65ZM75 140H74V139ZM9 139V140H8ZM25 139H27V142L25 141ZM30 139V140H29ZM34 139H35V141L36 142H34ZM98 139V141H96ZM4 140H5V142H4ZM11 140H13L12 142L14 143V144H10V143H12L11 142ZM29 140V141H28ZM33 141V143H32V141ZM41 140V141H40ZM65 140H68L67 142L65 141ZM70 140V141H69ZM74 142H73V141ZM87 140V141H86ZM4 142V144H2V142ZM59 141V142H58ZM61 141V142H60ZM87 143H86V142ZM100 141V142H99ZM8 142H10L9 144H8ZM56 142V143H55ZM58 142V143H57ZM62 142H64L63 144H62ZM76 142V143H75ZM7 143V144H6ZM28 143V144H27ZM29 143H30V146H32V144H34V143H36V144H34V146L35 147H37L38 145H39V147H38V149L37 148H35L34 146H32L31 148H29V146H27V145H29ZM37 143H38V145H37ZM53 143V144H52ZM55 143V144H54ZM60 143V144H59ZM99 143V144H98ZM19 144H20V146L21 147H19V148H22V152L20 151V150H13V149H19V148H17L18 146H19ZM102 144H103V146H102ZM129 146H132V145H134V144H132V145H130V143H129V141H128V143H127ZM75 145V146H74ZM78 145V146H77ZM96 145H98L97 146V148H96ZM101 145V146H100ZM2 146H3V148L4 149H2ZM9 146H11V147H9ZM60 146V149H58V147ZM75 148L76 146H77V148H75V150H74V148ZM89 148H88V147ZM113 146V145H112ZM111 146V147H112ZM8 147V148H7ZM13 147V148H12ZM16 147V148H15ZM43 147V148H42ZM71 147V148H70ZM114 147V148H115ZM139 147V148H138ZM6 148L7 149H9L10 148V150H8V152L10 151V152H12V151H16V155H15V153L14 154H11L10 152V154L8 153V152H4V151H7L6 150ZM39 148H41V149H39ZM69 148V149H68ZM80 148V149H79ZM86 148V149H85ZM12 149V150H11ZM58 149V150H57ZM122 149V150H121ZM3 150V151H2ZM44 152H43V151ZM55 150V151H54ZM57 150V151H56ZM66 150V151H65ZM71 150H72V152H71ZM87 150V151H86ZM89 150V151H88ZM93 150V151H92ZM99 150V151H98ZM101 150V151H100ZM140 150L141 149H139L138 151L139 152H136L135 150H133V152L135 153L136 152V154L137 153H140ZM17 151H20L21 153V155H22V157L20 156V158H22V160H20L17 156H19L18 155V153L19 152H17ZM47 151V152H46ZM70 151V152H69ZM75 151V152H74ZM78 151H79V153H78ZM82 151V152H81ZM95 151V152H94ZM122 151H125V152H121ZM55 152V153H54ZM61 152H63V153H61ZM100 152V153H99ZM133 152H131V153H133ZM6 153V154H5ZM8 153V154H7ZM28 153V154H27ZM31 153V154H30ZM45 155H44V154ZM95 153V154H94ZM96 153H97V155H96ZM27 154V155H26ZM30 154V155H29ZM53 154H55V156L56 155H58V156H56V157H58L59 159L57 160V159H54L55 158V156L53 155ZM71 154V155H70ZM72 154H73V156H72ZM76 154V155H75ZM79 154H80V156H79ZM90 154H92V155H90ZM129 154V155H128ZM29 155V156H28ZM53 155V156H52ZM63 155H65L64 157H63ZM69 155V156H68ZM84 157H83V156ZM124 155V156H125ZM30 158H28V157ZM45 156H47L46 158L43 157ZM50 156H52L51 157V159H50ZM72 156V157H71ZM93 156V157H92ZM100 156H102L101 154H100ZM120 156V157H121ZM136 156H139V155H136ZM9 157H11L10 158V160H9ZM29 159H27V158ZM67 157V158H66ZM73 159H71V158ZM87 157V158H86ZM114 157V158H115ZM8 158V159H7ZM77 158V159H76ZM86 158V159H85ZM25 159V160H24ZM44 159V160H43ZM48 159V160H47ZM128 159H130V160H128ZM19 160V161H18ZM55 160V162H54V165L53 164H46V163H50V162H52L53 163V161ZM72 162H71V161ZM21 161V162H20ZM26 161H28L27 163H26ZM29 161H31V162H29ZM45 161V162H44ZM57 161H58V163H57ZM19 162V163H18ZM43 162H44V164H43ZM8 163V164H7ZM26 163V164H25ZM30 163V164H29ZM38 163H36V164H38ZM130 163H131V165H130ZM19 166H18V165ZM21 164V165H20ZM30 166H29V165ZM43 164V165H42ZM83 164V165H82ZM87 164H89V165H87ZM26 166L25 168L23 167V166ZM52 165V166H51ZM13 166V167H12ZM22 166V167H21ZM88 166V167H87ZM127 166H128V168H127ZM32 167V168H31ZM69 167V168H68ZM98 167V168H97ZM101 167V166H100ZM131 167V168H130ZM17 168V169H16ZM20 168V169H19ZM24 168V169H23ZM13 169V170H12ZM15 170V171H14ZM19 170V171H18ZM21 170V171H20ZM23 170H24V172H23ZM53 170H54V172H53ZM6 171H7V168H6ZM71 171V172H72ZM12 172H14V173H12ZM21 172H22V174H21ZM26 172V173H25ZM8 174H9V170H8V172H7ZM21 174V175H20ZM24 174V175H23ZM53 174V175H52ZM62 172H61V174H59L60 176H62ZM63 174V175H64ZM17 175H14V176H17ZM59 175L57 174V177H56V174H55V176H53L52 178H53V180H54V178H56L54 181L55 182H58L59 180L58 179H60V181L59 182H62V181H65V179H64V176H66V175H64V176H62V178L60 177L59 178ZM67 177V176H66ZM57 180V181H56ZM112 180V179H111ZM54 182V183H55ZM132 183V182H131Z\"/></svg>",
    "mask_w": 264,
    "mask_h": 264
}]
</instances>
